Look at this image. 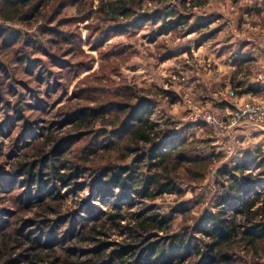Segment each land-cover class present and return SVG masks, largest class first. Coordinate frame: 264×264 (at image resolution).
<instances>
[{"label": "rangeland", "instance_id": "rangeland-1", "mask_svg": "<svg viewBox=\"0 0 264 264\" xmlns=\"http://www.w3.org/2000/svg\"><path fill=\"white\" fill-rule=\"evenodd\" d=\"M99 2L94 0L91 16L83 23L74 22L83 16V9L73 0L49 7L36 0V9L29 10L24 21H0L5 38L20 34L17 45L0 35V264H31V260L63 264L65 250L75 247L78 259L83 260L99 243L111 253L126 243V236L112 227L101 229L95 239L87 234L94 225L88 217L89 206L103 211L109 206L94 197L96 178H105L71 168L78 150L91 139L75 131L74 113L81 108L129 99L136 106L142 98L154 103L150 105L154 119L164 129L170 128L169 137L191 134L198 142L210 140L206 152L214 148L220 158L207 179L199 185L182 184V197L165 195L155 202L165 213L190 209L187 225L215 211L213 197L223 191L220 168L250 160L256 175L260 169L255 163L264 162V132L245 122L232 125L239 104L264 103V92L249 95L245 89L264 66L260 49L264 0H210L192 11L193 18L183 30L174 29L170 18L167 24L160 18L146 21L159 8L147 1L137 17L144 21L125 32L114 26L95 29ZM178 2L167 4L176 7ZM249 8L254 11L249 13ZM60 34L65 36L60 38ZM162 92H173L177 102L169 103ZM50 137L59 142L55 148L69 163L52 160L49 164L55 162L69 180L61 184L50 177L40 189L19 184L24 177L13 176L15 163L24 154H34ZM261 184L257 190L263 193L264 181ZM52 188L51 197L47 196V189ZM121 192L114 189L116 194ZM37 195L40 202L28 198ZM131 197V205L123 212L139 219L147 216L152 203L136 192ZM182 221L178 216L175 229ZM131 223L128 218L122 222L124 226ZM43 232L46 238L41 243L53 246L41 251L26 236L42 238ZM163 237L152 233L149 242L162 243Z\"/></svg>", "mask_w": 264, "mask_h": 264}, {"label": "trees", "instance_id": "trees-1", "mask_svg": "<svg viewBox=\"0 0 264 264\" xmlns=\"http://www.w3.org/2000/svg\"><path fill=\"white\" fill-rule=\"evenodd\" d=\"M42 1L49 7L62 0ZM147 1L159 8L155 17L150 16L146 21L160 18L167 24L170 18L174 29L183 30L193 18L192 11L206 6L210 0H179L176 7L167 4L170 0H100L97 7L99 24L95 29L103 31V27L114 26L119 32L128 31L129 27L144 21L145 18L140 21L137 17ZM73 2L83 9L80 11L83 16L74 22H86L94 9V0ZM0 3V21L6 23L24 21L29 10L34 11L37 7L36 0H2ZM253 11L254 8L248 9L249 13ZM261 11V8L257 10ZM192 30L194 32V27ZM5 34L4 30L0 31L5 41L18 44L20 34L9 38H5ZM162 93L169 103L177 102L173 92ZM150 105L154 103L142 98L136 106L131 104V99L123 102L105 100L74 113L75 131L85 133L81 138L86 135L91 139L78 150L71 168L104 177V180L96 178L94 197L109 206L106 211L93 204L89 206L88 217L94 225L87 234L95 239L101 229L112 227L126 236V243L113 253L99 243L83 260L78 259L74 247L64 251L63 264H263L264 192H258L257 187L264 181V162L255 163L260 169L256 175L252 173L254 162L250 160L220 168L218 175L223 178V191L213 197L215 211L207 212L195 218L193 225H187L190 209L181 207L165 213L155 202L165 195L182 197L185 194L182 184H202L220 153H215L214 148L212 152H206V146L210 144L207 139L198 142L191 134L169 137L170 128L164 129L162 122L154 119ZM164 124L168 126L170 121L166 119ZM199 125L210 126L207 123ZM58 143L50 137L34 154H24L15 163L13 176L24 177L19 184L40 189L39 185H46L50 177H56L61 184L69 180V175L61 173L55 162L49 164L52 160L69 163V159L60 154V148H55ZM200 144L206 146L202 148ZM26 145L32 144L27 142ZM44 176L47 179L43 180ZM54 188L58 189L57 186ZM54 188L47 189V196L51 197ZM115 188H120L121 194L114 193ZM133 192L143 201L152 203L148 207L150 213L140 219L136 214L123 212L131 205ZM28 198L41 201L38 195ZM113 198L116 201L111 202ZM178 216H182L183 221L175 229ZM127 218L132 222L131 226L122 224ZM152 233L164 234L163 242H149ZM45 235L43 232L42 238L30 235L26 238L44 251L53 246L47 241L41 243ZM37 257L35 255L34 259ZM31 264L37 263L31 260Z\"/></svg>", "mask_w": 264, "mask_h": 264}, {"label": "built area", "instance_id": "built-area-1", "mask_svg": "<svg viewBox=\"0 0 264 264\" xmlns=\"http://www.w3.org/2000/svg\"><path fill=\"white\" fill-rule=\"evenodd\" d=\"M260 49L264 56V45H262ZM257 82L264 84V66L258 76ZM262 92H264V87L262 88ZM233 120L232 125L234 126H237L241 122H245L251 127L264 132V103L245 102L239 104L235 109ZM212 125L215 126V123L212 122Z\"/></svg>", "mask_w": 264, "mask_h": 264}, {"label": "crops", "instance_id": "crops-1", "mask_svg": "<svg viewBox=\"0 0 264 264\" xmlns=\"http://www.w3.org/2000/svg\"><path fill=\"white\" fill-rule=\"evenodd\" d=\"M263 87L264 84L258 83L257 80H254L251 84H249V82L245 84V89L248 91L250 90L248 93L249 95L258 94L259 92L262 93Z\"/></svg>", "mask_w": 264, "mask_h": 264}]
</instances>
